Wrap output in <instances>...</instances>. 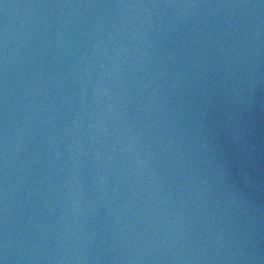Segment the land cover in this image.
I'll list each match as a JSON object with an SVG mask.
<instances>
[{"label":"water","instance_id":"obj_1","mask_svg":"<svg viewBox=\"0 0 264 264\" xmlns=\"http://www.w3.org/2000/svg\"><path fill=\"white\" fill-rule=\"evenodd\" d=\"M0 264H264V0H0Z\"/></svg>","mask_w":264,"mask_h":264}]
</instances>
